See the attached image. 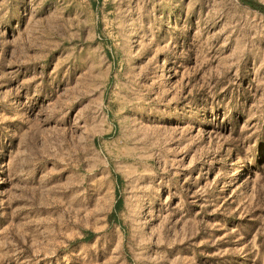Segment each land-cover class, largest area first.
Masks as SVG:
<instances>
[{
    "label": "rangeland",
    "instance_id": "374dc122",
    "mask_svg": "<svg viewBox=\"0 0 264 264\" xmlns=\"http://www.w3.org/2000/svg\"><path fill=\"white\" fill-rule=\"evenodd\" d=\"M256 1L0 0V264H264Z\"/></svg>",
    "mask_w": 264,
    "mask_h": 264
},
{
    "label": "trees",
    "instance_id": "16d2710c",
    "mask_svg": "<svg viewBox=\"0 0 264 264\" xmlns=\"http://www.w3.org/2000/svg\"><path fill=\"white\" fill-rule=\"evenodd\" d=\"M251 4H252V5H254V6H256V7H258L259 9H261V10H263V11H264V6H263V5L256 4V3H253V2H251ZM120 203H121V202H118V204H117V205L119 206V205H120Z\"/></svg>",
    "mask_w": 264,
    "mask_h": 264
},
{
    "label": "water",
    "instance_id": "95a60500",
    "mask_svg": "<svg viewBox=\"0 0 264 264\" xmlns=\"http://www.w3.org/2000/svg\"><path fill=\"white\" fill-rule=\"evenodd\" d=\"M249 1H253V2L259 3V2H257L256 0H249Z\"/></svg>",
    "mask_w": 264,
    "mask_h": 264
}]
</instances>
